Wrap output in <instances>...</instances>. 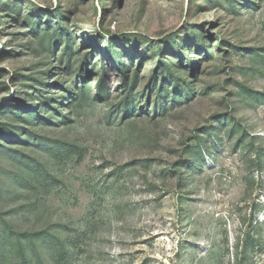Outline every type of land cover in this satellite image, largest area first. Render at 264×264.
<instances>
[{"label":"rangeland","instance_id":"rangeland-1","mask_svg":"<svg viewBox=\"0 0 264 264\" xmlns=\"http://www.w3.org/2000/svg\"><path fill=\"white\" fill-rule=\"evenodd\" d=\"M2 219L35 264H264V0H0Z\"/></svg>","mask_w":264,"mask_h":264},{"label":"trees","instance_id":"trees-1","mask_svg":"<svg viewBox=\"0 0 264 264\" xmlns=\"http://www.w3.org/2000/svg\"><path fill=\"white\" fill-rule=\"evenodd\" d=\"M70 53L71 50L68 48L64 55L69 56ZM186 87L187 89L190 88V84L186 83ZM32 246H35L34 236L32 234L28 232L22 233L16 231L11 223L2 219L0 223V264H10L7 259V255L12 252H15L16 254V264H35L34 260L30 258V250L32 249ZM70 248V240L60 237L57 238L45 252H55V254H57L55 257L56 262L60 263L61 260L57 258L60 257L64 261L68 257L67 255ZM39 261L41 264H46V261L43 260L41 253L39 254Z\"/></svg>","mask_w":264,"mask_h":264}]
</instances>
